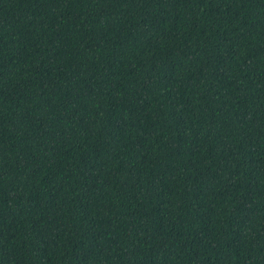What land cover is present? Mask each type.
<instances>
[{
    "label": "trees",
    "instance_id": "trees-1",
    "mask_svg": "<svg viewBox=\"0 0 264 264\" xmlns=\"http://www.w3.org/2000/svg\"><path fill=\"white\" fill-rule=\"evenodd\" d=\"M0 264H264V0H0Z\"/></svg>",
    "mask_w": 264,
    "mask_h": 264
}]
</instances>
